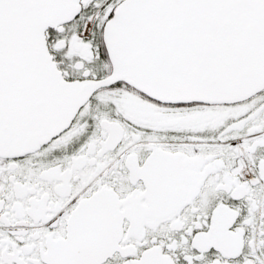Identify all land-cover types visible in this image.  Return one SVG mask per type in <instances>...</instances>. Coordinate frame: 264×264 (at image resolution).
<instances>
[{"label":"snow or ice","instance_id":"obj_1","mask_svg":"<svg viewBox=\"0 0 264 264\" xmlns=\"http://www.w3.org/2000/svg\"><path fill=\"white\" fill-rule=\"evenodd\" d=\"M0 264H264V0H0Z\"/></svg>","mask_w":264,"mask_h":264}]
</instances>
